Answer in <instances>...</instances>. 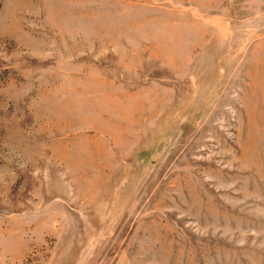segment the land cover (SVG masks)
<instances>
[{
    "label": "rangeland",
    "instance_id": "rangeland-1",
    "mask_svg": "<svg viewBox=\"0 0 264 264\" xmlns=\"http://www.w3.org/2000/svg\"><path fill=\"white\" fill-rule=\"evenodd\" d=\"M0 264H264V0H0Z\"/></svg>",
    "mask_w": 264,
    "mask_h": 264
}]
</instances>
